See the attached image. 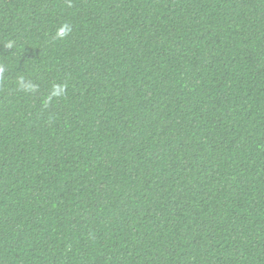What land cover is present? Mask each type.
I'll return each mask as SVG.
<instances>
[{
	"label": "trees",
	"instance_id": "trees-1",
	"mask_svg": "<svg viewBox=\"0 0 264 264\" xmlns=\"http://www.w3.org/2000/svg\"><path fill=\"white\" fill-rule=\"evenodd\" d=\"M0 264H264V0H0Z\"/></svg>",
	"mask_w": 264,
	"mask_h": 264
},
{
	"label": "clouds",
	"instance_id": "clouds-1",
	"mask_svg": "<svg viewBox=\"0 0 264 264\" xmlns=\"http://www.w3.org/2000/svg\"><path fill=\"white\" fill-rule=\"evenodd\" d=\"M71 31V26L69 24H63L61 27L57 29L56 36L57 38H63L65 37L69 32ZM9 47L11 45L9 44ZM25 90H32L34 88V85L28 83V84H21L20 85ZM64 94V87L62 86H56L54 87L49 99H51V96H61Z\"/></svg>",
	"mask_w": 264,
	"mask_h": 264
}]
</instances>
